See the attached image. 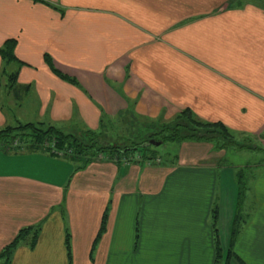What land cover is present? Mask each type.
<instances>
[{
    "label": "crops",
    "instance_id": "0c3cea01",
    "mask_svg": "<svg viewBox=\"0 0 264 264\" xmlns=\"http://www.w3.org/2000/svg\"><path fill=\"white\" fill-rule=\"evenodd\" d=\"M11 39L0 100L37 111L29 122L101 133L116 116L169 122L191 109L239 133L264 129L259 0H0V48ZM8 123L0 102V128ZM178 143L166 161L103 156L82 168L0 148V252L39 225L11 264H217L238 215L241 261L229 264H264V168L246 178L243 201L223 149Z\"/></svg>",
    "mask_w": 264,
    "mask_h": 264
},
{
    "label": "trees",
    "instance_id": "16d2710c",
    "mask_svg": "<svg viewBox=\"0 0 264 264\" xmlns=\"http://www.w3.org/2000/svg\"><path fill=\"white\" fill-rule=\"evenodd\" d=\"M259 1L264 2V0ZM14 43L15 40L11 39L0 48V54L5 59H11L14 57ZM54 71L59 76L76 83L75 79L62 74L57 69H54ZM138 127H143L144 129H142V131L149 133L145 134L146 136L142 138L141 136H137L136 139H131L129 142L109 143L102 140L101 134L95 130L88 129L85 133L76 134L65 132L54 125L45 124L43 122H18L15 125H7L0 128V148L8 151H20L22 149L31 151L44 150L52 155L61 156L75 161H83V165L78 167L82 168L93 159H100L103 158V156L113 157L118 161L124 159L129 161L139 160L140 162L153 160L156 158L155 152L152 151L151 145H147L151 139L157 141L161 140L163 142H181L186 140L207 141L213 143L216 149H224L229 146L237 145L234 139L236 131L230 129L219 121L210 122L202 120L198 118L191 109L182 110L172 121L162 122L160 120H154L144 122ZM148 129L151 130L148 131ZM137 138L140 140H137ZM238 183L242 199L246 190V183L244 179L241 178H239ZM217 212L218 211L215 209V218ZM104 225L105 219L103 220V227ZM240 226L241 223L239 221V216L237 215L232 231V242L229 251L223 256L217 250V264H220L222 258L224 261L223 264H229L232 257L240 260L232 248ZM39 228V225L21 228L13 241L7 244L0 252V263L11 264L16 247L27 241L29 237H32L31 244H35ZM67 248L69 250V258H71L68 237Z\"/></svg>",
    "mask_w": 264,
    "mask_h": 264
},
{
    "label": "rangeland",
    "instance_id": "374dc122",
    "mask_svg": "<svg viewBox=\"0 0 264 264\" xmlns=\"http://www.w3.org/2000/svg\"><path fill=\"white\" fill-rule=\"evenodd\" d=\"M15 98L13 96V101H10L8 103H6L7 99L1 98L0 100L2 105H5V111L9 122L8 124H17L18 122L16 120V117H19L20 119V114L30 115V117H28L29 119H22L23 122L21 123L33 121L34 118L32 116H36L37 111L29 108L19 109L17 106H15ZM137 115L138 114H136V116L130 115L127 121H125L123 118L120 119L117 116L112 120L105 121L106 124L104 125V129L100 133L102 136V140L109 143H124L129 142V140L131 139H136L137 136H141V138L146 136L145 134L149 132L142 131V129L144 128L138 126L142 125L144 122H150L154 120L143 119L142 117ZM109 122L112 124H109ZM86 130L87 129H84V131H75V133L82 134L85 133ZM150 130L151 129H148V131ZM234 137L237 145L229 146L224 149L222 148L225 151L224 160L229 166L235 168V170L237 171V176L241 179H244L245 181L248 176L252 177L254 176V174L261 172L264 168V129L256 134L236 132L234 134ZM139 138H137V140L141 139ZM151 149L153 152H155V159L157 161H166L174 158V154L178 152L179 143L176 141H166L162 142V144L158 146L151 145ZM246 193L248 194V192ZM245 196L246 194L244 193L243 201L247 196V198H249V194L246 197Z\"/></svg>",
    "mask_w": 264,
    "mask_h": 264
},
{
    "label": "water",
    "instance_id": "95a60500",
    "mask_svg": "<svg viewBox=\"0 0 264 264\" xmlns=\"http://www.w3.org/2000/svg\"><path fill=\"white\" fill-rule=\"evenodd\" d=\"M162 142L163 141H157V140H155V139H151L148 143H147V145H155V146H158V145H160V144H162Z\"/></svg>",
    "mask_w": 264,
    "mask_h": 264
}]
</instances>
